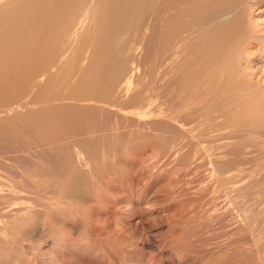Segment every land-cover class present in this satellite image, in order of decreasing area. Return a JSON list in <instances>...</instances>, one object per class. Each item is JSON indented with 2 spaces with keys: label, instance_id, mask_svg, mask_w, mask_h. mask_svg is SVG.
<instances>
[{
  "label": "bare ground",
  "instance_id": "bare-ground-1",
  "mask_svg": "<svg viewBox=\"0 0 264 264\" xmlns=\"http://www.w3.org/2000/svg\"><path fill=\"white\" fill-rule=\"evenodd\" d=\"M29 1L0 0V151H5L0 159V205L17 206L9 211L15 216L13 225L11 221L4 225L6 220L0 223L4 225L0 264L64 263L66 249L78 244L76 238H68L70 232L80 228L74 221L62 225L70 228V232L64 229L69 240L59 232L63 229L56 228L47 252L43 243L61 224L48 221L50 217L46 219L39 209H65L64 205L75 201L70 194L73 187L85 188L92 179L105 176L115 178L126 154L145 149L193 166L195 177L207 189L200 216L210 222L229 207L233 199L229 189L249 202L254 219L264 218V76L253 69L248 49L253 47L254 33L250 24L247 28L242 23L240 14L250 0ZM252 1L264 4V0ZM133 29L134 34L128 36ZM137 29L146 35L143 72L157 77V82L152 79L156 85L150 81L141 93L136 89L149 82L133 75L140 60L135 63L129 46ZM85 52L90 56L85 58L87 67L81 68ZM19 106L14 116L3 115L6 109L14 111ZM119 110L136 113L133 121L129 119L132 124L124 125L128 131L133 125L134 131L123 135L121 125L122 134L118 123L107 122ZM70 125L78 126L79 132L65 130ZM141 138L145 139L142 143ZM72 150L76 152L73 166L56 158ZM29 176L33 179L27 182ZM59 209L51 210L53 216L64 212ZM5 215L2 218L9 214ZM29 237L33 243L24 246ZM262 250L257 255L259 264H264ZM121 260L116 259L117 264L142 262L127 251Z\"/></svg>",
  "mask_w": 264,
  "mask_h": 264
},
{
  "label": "rangeland",
  "instance_id": "rangeland-1",
  "mask_svg": "<svg viewBox=\"0 0 264 264\" xmlns=\"http://www.w3.org/2000/svg\"><path fill=\"white\" fill-rule=\"evenodd\" d=\"M31 1L33 0L29 1L30 4H34L37 2V1L36 2L33 1L34 3H31ZM249 2L250 3L252 2V3L250 4ZM249 2L248 3L246 2L245 4H243L242 5L243 7L240 9L241 10V13H240L241 20H242V23L246 27L250 24L248 26L250 29L252 28L250 32L251 34L254 33L253 37L251 36V38L253 39V47L248 49L249 53L253 54V59H252L254 61L253 69L255 72L259 73V75L264 76V4L263 2L255 3L252 0H250ZM252 5L253 6L255 5V6L253 7ZM139 24H141V20L139 21ZM134 32L135 30L133 29V31L130 30L126 34H128L129 36L130 34H134ZM137 32H138V29L136 30V33ZM136 36L137 37L135 38V40L131 44H129L130 48L133 50L132 57L135 60V63H138V61L140 60L138 64L140 65L139 70H133L134 71L133 75H136L137 73L138 76H135V77L136 78L138 77V79H141L140 82L145 81L146 79L148 80L146 81L149 82L146 84L145 88L143 85L140 84L141 85V87L139 86L140 90H137L139 89V87L136 89V92L141 93L142 88L144 92V89L148 87V84L150 85L151 83L150 81H153L156 79L155 82H157V77L154 76L155 77L154 79L153 75H156V74L155 73L151 74L148 70L143 72L144 67L142 64H143V57L145 56L144 46L146 43V35L143 33L142 30L141 31L139 30ZM88 53L87 52L83 53L82 59L84 60H82L83 62H80V63L81 65H83L84 62L86 64L81 66L79 63V66L81 68L87 67L88 63L86 62L87 59L85 58L88 57L87 56ZM71 56L73 57V55H70V57ZM77 74H79L81 77L80 72ZM79 75H77V79L80 78ZM75 79H76V74L73 80ZM153 83H152V87L155 84ZM132 93L134 94V92ZM90 102L92 101H89V102L87 101V103H90ZM92 103H94V101ZM33 107L31 106L30 108H33ZM19 108L20 106L18 108L16 107L14 111L12 110L10 111L9 109H6V112L8 114L4 112L3 115L5 116L6 114L7 117H12L18 112L17 110H21ZM44 110L46 111V109ZM117 112L118 111L113 112V114L110 115L113 119L109 118L107 119L109 120L107 122H110L112 124V121H113V124L116 123L115 125H117L118 123L119 133H121L120 129L122 128L123 135L131 132V129H133L132 131H134L135 129L133 125L131 124L133 121L132 119L135 118L134 115H136V113L132 112V110H131L132 113L129 110L127 112L122 111L127 116L126 117L125 115H123V113L120 110H119V113ZM114 113L116 114L115 116H114ZM1 116L2 115L0 114V117ZM129 119H131L132 121L130 120L131 121L130 122ZM104 120L105 119H101L102 122ZM124 121H127V122H124ZM129 123L131 124H130L129 131H128L127 126ZM124 125H127L126 126L127 128ZM70 126L68 127L64 126V128L67 127L65 130L67 131L68 129L69 131L70 129H72L71 131L75 129L79 130L77 128L78 126L76 127L74 126L70 127ZM123 127L126 129H124ZM77 130H75L74 132H79ZM58 131H61V129ZM1 132L3 133V131ZM145 132L147 133L148 131L146 130ZM2 135L6 136L7 134L3 133ZM144 140H145L144 138H141L139 141L140 143H142V141ZM144 151L143 153H137L135 155L126 154L128 153L126 152L125 153L126 162L124 161L120 165L121 171L118 174L119 176L117 175L116 176L117 178L115 177L116 179L105 176L104 178L100 180L92 179L89 183H87L88 186L85 184L86 185L85 188L83 187L80 188V186H79V189L77 187H73L74 190L76 191L74 192L72 188L71 189L72 193L70 194L75 198V201L73 200L74 199L73 198L71 199L73 200L72 203L69 202L70 204L68 203L67 205H64L68 209L67 211H66V208L63 209L64 207L62 208L64 212L62 211V209L60 210L59 208H56V209L54 208L53 210V208L51 207L50 209H47V211H45V209L43 208H40L39 211L43 215H45L46 219L50 217L49 219H47L48 221L50 220L52 223L56 222V223L61 224L58 227H55V229H52L50 231L52 233L50 232L48 233L47 236L49 239L47 243H43L44 248L46 246L48 247V244L52 242L51 237H54L53 235H55V233L59 230V228L63 229L62 225H64L66 221L67 223L74 221L76 224H78L77 226H79L80 228L77 231L79 235L78 237H77L76 232L72 230L71 232L69 231L70 228H64V229H66L67 232L69 231L70 234H72L68 238L69 239L71 238V240L76 238L75 242L78 244L75 247L66 249L65 260H63L64 263L62 264H105V263L113 264L112 263L113 259L115 260V261L113 260L114 264H117L116 259L118 260V263L119 262L121 263L122 261L121 257L123 254L126 253V251L127 253L134 254L135 256L139 257L140 261H142L141 264H257L258 263L257 258L258 256H261L263 254L262 249L264 248V225H263L264 218H258V220L254 219L252 215L253 212L251 211L252 206L249 204V202H244L242 198H240L238 195L237 197L235 195L236 191L234 189H229L230 198H233V199H229L230 202L227 203V206L229 207H227V210L224 212L225 216H222L224 215V213L220 214L219 218L221 220L219 218L218 219L213 218L212 221L210 222L209 219H205L204 217L200 216L201 215L200 212H202L203 209L205 208L204 204H205L206 197L204 194L207 192V189L204 188L205 187L204 184L199 182L198 180L199 177H195L194 172H192L191 170L193 169L192 168L193 166H189V167L182 166L176 161V159L173 156H169L164 153L157 152L153 149H145ZM74 152L75 151L72 150L68 152H63L58 157H56V155L51 156V157H56V158L62 157L61 160L63 159L64 160L62 161L61 164H64L67 167H71L74 164V156L76 155V152L75 153ZM1 153L2 152L0 151V159L2 160L5 157L4 155L5 151H3L2 155ZM179 170L181 172L182 171L184 172L181 173L180 175ZM182 174L184 175V177ZM105 178L106 179L109 178L110 180L108 179L107 180L108 182L104 181ZM25 179H26V176H25ZM31 179L33 178L29 176L27 178V182H30ZM188 186H190L191 188L190 187L188 188ZM199 187L201 188V190ZM202 188L204 191L202 190ZM83 192H84L83 195L87 199L83 195H81ZM98 195L100 196L101 199L99 197H96ZM199 196L203 200L200 199ZM117 197L119 200L118 199L116 200ZM97 198H99V201H97L98 200ZM94 200H96L97 202L96 201L93 202ZM73 202L77 203V205L74 204ZM92 202L94 205L92 204ZM195 202H197L198 205ZM95 204L97 205L95 206ZM242 205H244V207ZM124 206L127 208H125ZM16 207L17 206L14 203L12 205L9 204L8 206L0 205V218H1L0 223H3V220L4 221L6 220L4 225H7L10 221H11V225H13L14 222L12 220L15 218V216L11 217L10 214L15 210L14 208ZM123 207L124 209H122ZM241 207H243L244 209ZM70 208L72 212H69ZM257 208H260V206ZM58 209L62 211V213H57V214L55 213L56 217L53 216L54 215L53 211H57ZM244 210L245 212H243ZM9 211H12V212L9 213ZM68 212L69 214H67ZM37 213L39 212L37 211ZM65 213H66V216H65ZM5 214L7 215L9 214L10 216L8 215L7 218L5 217L6 218L5 219L4 218V216H6ZM229 214L231 218L229 216L228 217L226 216ZM2 215H4L3 218H2ZM48 215H51V216H48ZM241 215H243L244 217L242 218ZM64 219H65V222H64ZM214 219L216 223L213 222ZM224 219H227V220L231 219V220L226 221ZM202 220H204V222ZM208 222L210 224H213V223L214 224L211 226ZM229 222H231L232 224H230ZM220 224H222L223 226ZM217 226H219V229L221 227V229L219 230ZM3 227H0L1 230L3 229ZM64 229L59 232L63 233L62 236L63 237L65 236L64 237L65 239L70 234H67ZM81 230L84 234L87 235L86 237L87 239H85L84 237L86 235H83V236L81 235L82 234ZM64 232L67 235L64 234ZM91 232L93 235L95 234L94 238H93V235L92 237H90ZM220 234L222 235L221 237H220ZM72 236L74 238H72ZM13 237L14 238L19 237L20 239V236L19 235L16 236V234L15 236L13 235ZM0 239L2 241V236H0ZM69 239L66 238L65 240H69ZM25 240H29V241H27L26 243ZM39 242H44V241L41 240ZM256 242L257 244H255ZM32 243H33V238L29 237V239L25 238L22 244L31 245ZM29 245H26V246H29ZM47 247L45 248L46 250L45 249L44 250L49 252ZM116 248L118 251L119 250H122V251H119L120 252L119 253L117 252ZM196 248L197 250H195ZM105 249H109L110 252L108 250L106 252ZM111 250L114 252H112ZM105 252L106 254L108 253L110 256L112 255L111 256L112 258L108 257L109 255L105 256V254H103ZM115 252L117 253L115 254ZM104 256L109 261L103 260ZM2 257L3 256L1 255L0 263H2L1 261H3L4 257L3 258ZM254 258H256V261ZM190 259H194V260L191 261ZM20 263L26 264V262H20Z\"/></svg>",
  "mask_w": 264,
  "mask_h": 264
}]
</instances>
